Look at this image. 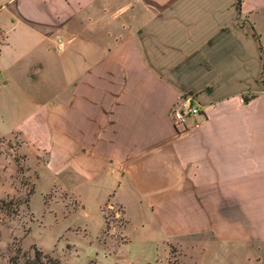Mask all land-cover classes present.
<instances>
[{
	"label": "crops",
	"instance_id": "0c3cea01",
	"mask_svg": "<svg viewBox=\"0 0 264 264\" xmlns=\"http://www.w3.org/2000/svg\"><path fill=\"white\" fill-rule=\"evenodd\" d=\"M237 1L0 0L23 75L51 83L42 135L20 136L50 188L118 211L138 264L170 244L181 264H264V0ZM185 93L200 113L176 134Z\"/></svg>",
	"mask_w": 264,
	"mask_h": 264
},
{
	"label": "rangeland",
	"instance_id": "374dc122",
	"mask_svg": "<svg viewBox=\"0 0 264 264\" xmlns=\"http://www.w3.org/2000/svg\"><path fill=\"white\" fill-rule=\"evenodd\" d=\"M10 26L1 11L0 264H138L134 246L119 245L125 238L118 211L103 208L100 215L90 205L78 208L67 194L50 188L52 175L42 171L45 154L37 156L20 136L42 135L34 106L51 83L27 81L20 32L13 34ZM47 52L55 53L49 46ZM132 234L133 227H126L125 235ZM166 264H181L178 245L170 244Z\"/></svg>",
	"mask_w": 264,
	"mask_h": 264
},
{
	"label": "built area",
	"instance_id": "2783aa9c",
	"mask_svg": "<svg viewBox=\"0 0 264 264\" xmlns=\"http://www.w3.org/2000/svg\"><path fill=\"white\" fill-rule=\"evenodd\" d=\"M199 113L200 107L194 95L189 93L177 95L169 111V118L176 134L185 133L189 121Z\"/></svg>",
	"mask_w": 264,
	"mask_h": 264
},
{
	"label": "trees",
	"instance_id": "16d2710c",
	"mask_svg": "<svg viewBox=\"0 0 264 264\" xmlns=\"http://www.w3.org/2000/svg\"><path fill=\"white\" fill-rule=\"evenodd\" d=\"M240 2H241V0H238V1H237L238 6H239ZM243 101H244V102H247L248 99L244 98ZM32 193H33V190H30L29 194H32ZM56 264H58V262H57Z\"/></svg>",
	"mask_w": 264,
	"mask_h": 264
}]
</instances>
